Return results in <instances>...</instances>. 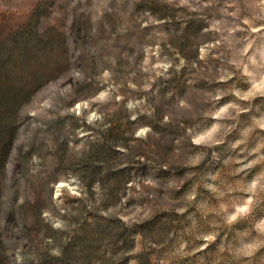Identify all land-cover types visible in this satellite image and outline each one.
Here are the masks:
<instances>
[{
	"label": "rangeland",
	"instance_id": "1",
	"mask_svg": "<svg viewBox=\"0 0 264 264\" xmlns=\"http://www.w3.org/2000/svg\"><path fill=\"white\" fill-rule=\"evenodd\" d=\"M14 112L2 264H264V0H0Z\"/></svg>",
	"mask_w": 264,
	"mask_h": 264
},
{
	"label": "trees",
	"instance_id": "2",
	"mask_svg": "<svg viewBox=\"0 0 264 264\" xmlns=\"http://www.w3.org/2000/svg\"><path fill=\"white\" fill-rule=\"evenodd\" d=\"M15 120H16V114L10 113L9 116L0 117V146L4 144L7 140H10L14 137L15 133ZM89 128V126H88ZM89 133V130H88ZM131 134H134V130H131ZM113 130H108L106 133H104V142L101 144L100 148H98V144L95 141L90 142L91 146L88 149V173L89 176L94 175V172L97 168V166H94V164L98 161H103L106 163V161L109 160L110 155L114 152V146H111L109 142L113 138ZM89 137V134H88ZM95 138L93 135L90 136ZM7 158V153L4 154V159ZM10 215V212L7 213ZM7 235L6 239L8 241L9 238H11L10 233H5ZM6 243V242H5ZM5 243L0 241V264H2V261L6 259V250H5Z\"/></svg>",
	"mask_w": 264,
	"mask_h": 264
}]
</instances>
